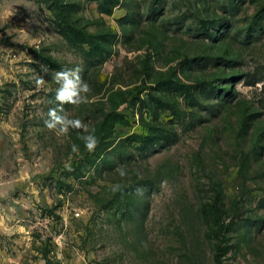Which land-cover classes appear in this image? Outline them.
Here are the masks:
<instances>
[{
    "label": "rangeland",
    "instance_id": "1",
    "mask_svg": "<svg viewBox=\"0 0 264 264\" xmlns=\"http://www.w3.org/2000/svg\"><path fill=\"white\" fill-rule=\"evenodd\" d=\"M0 264H264V0H0Z\"/></svg>",
    "mask_w": 264,
    "mask_h": 264
},
{
    "label": "clouds",
    "instance_id": "2",
    "mask_svg": "<svg viewBox=\"0 0 264 264\" xmlns=\"http://www.w3.org/2000/svg\"><path fill=\"white\" fill-rule=\"evenodd\" d=\"M70 74L74 75L75 71H72L71 73L65 72V71H61V72H57L55 74L54 78L56 79L57 82L59 80H61V79L64 81L63 85L57 90L56 99L59 100V101H62V102L63 101H71L72 98L77 95V86L71 79H69V75ZM77 79H79V77H77ZM37 83L38 84H42L43 81L39 80V81H37ZM83 90L84 91L88 90V86L86 84L84 85ZM49 115L52 117V119L55 122L60 123L62 125L65 123L63 120H61L60 117H58L56 115L55 112L50 111ZM68 123H70L75 128L83 127V125L81 124V122L79 120L68 121ZM48 127L52 128V127H54V124H48ZM62 131L66 132L67 128L63 127ZM83 139L85 140V146H86V148L88 150H92L95 147L96 139H95L94 136L89 135L87 137H83Z\"/></svg>",
    "mask_w": 264,
    "mask_h": 264
}]
</instances>
